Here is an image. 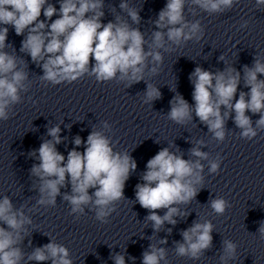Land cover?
Here are the masks:
<instances>
[{"label": "clouds", "instance_id": "clouds-1", "mask_svg": "<svg viewBox=\"0 0 264 264\" xmlns=\"http://www.w3.org/2000/svg\"><path fill=\"white\" fill-rule=\"evenodd\" d=\"M238 3L239 0H190V4L189 0H166L153 21L158 30H153L152 41L148 43L139 27H132L119 15L102 23L104 0H59V8L49 0H0V25L3 26L0 27V121L8 120L12 106L21 103L20 93L28 90L26 81L29 79L28 72L19 66L24 61L18 63L16 55L5 51L6 47H12L6 43L7 26H12L17 36H24L20 51L42 68V81L52 85L71 84L85 74L94 76L98 82H126L128 87L144 81L147 84L144 103H152L160 99L162 93L154 84L145 81V71L158 74L164 60L160 50L167 52L169 44L180 46L204 36L199 20H186V5L213 14L230 10ZM256 4L264 6V0H256ZM119 8L127 13L132 24L140 25V11L130 7L127 0H121ZM42 12L43 20L40 19ZM54 15L58 17L55 20L52 19ZM149 63L153 65L150 69ZM259 76H264V59L257 56L251 67L244 66L243 77L233 67L212 72L197 66L189 76L194 104L177 92L169 102L167 118L178 125H186L193 121L195 114L213 138L223 142L226 120L234 113L240 136L251 140L258 130H264V79ZM241 79L250 90L240 91L237 99ZM248 112L259 114L255 126ZM103 128L110 129L107 121L103 122ZM60 132L59 125L48 128L47 135L51 139L44 140L38 149L29 153L39 161L30 169L31 175L39 181L36 203L54 207L61 188L70 184L71 193H65L63 199L71 205V213L83 214L85 208L90 207L98 221L107 223L116 210V203L125 199V184L136 170L137 162L129 153L115 151L111 139L98 130H93L86 141L75 136V147L65 157L56 148L62 142ZM204 144L203 140H198L191 148L190 155L195 160L184 159L182 154L164 147L147 161L142 183L136 185L135 198L148 210L145 220L151 222L154 233L161 231L165 223L175 225V217L186 215L178 205L191 203L203 188L202 161H208L210 173L218 172L220 158L209 159V153L201 151ZM82 145L84 151L77 150ZM90 189H94L91 194ZM209 204L218 215H223L230 207L223 197L211 198ZM158 210L166 211L160 215ZM31 224L32 219L23 207L16 208L8 195L0 198V264H21L24 253L18 245L27 236L26 226ZM213 230L210 220L194 221L182 231L183 242H174L175 254L199 260L212 248ZM167 231L171 233V228ZM258 233L264 239V221ZM166 243V239L159 241V245ZM237 247L232 240L224 239L220 264L235 259ZM110 257L114 264H126L125 254L119 252ZM27 259L41 264L46 261L73 264L69 249L51 238L42 247H35ZM131 259L135 261V257ZM162 261L167 264V250L155 243L149 244L142 253V264H161Z\"/></svg>", "mask_w": 264, "mask_h": 264}]
</instances>
